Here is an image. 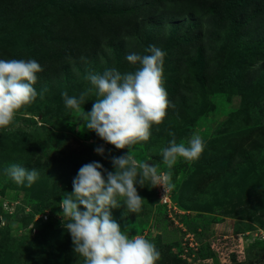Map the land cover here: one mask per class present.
I'll list each match as a JSON object with an SVG mask.
<instances>
[{
  "label": "rangeland",
  "instance_id": "rangeland-1",
  "mask_svg": "<svg viewBox=\"0 0 264 264\" xmlns=\"http://www.w3.org/2000/svg\"><path fill=\"white\" fill-rule=\"evenodd\" d=\"M128 3L135 2L0 0V58L35 59L43 68L34 85L38 93L43 90V98L38 95L23 106L15 116V126L0 129V264L83 262L73 252L71 236L58 215L61 194L72 191L73 177L82 165L98 161L104 169L114 171L111 158L129 149L116 148L84 125L81 113L91 110L94 100L65 113L63 99L57 101L58 91L63 75L72 78L82 65L95 61L88 49L93 47L92 53L104 50L109 28L117 30L120 24L118 30L127 34L129 26L122 24H138L151 17L163 24L159 32L168 33L167 20L156 17L162 10L157 1L141 0L136 9L126 8ZM178 28L171 31L170 39L163 37L159 47L166 53L163 84L174 107L167 108L162 122L152 126L148 140L132 146L138 161L158 159V167L172 174L177 182L172 205L177 212L161 208L152 187L137 185L138 194L145 199L141 211L129 213L121 205L111 209L112 216L121 226L127 225L130 235L155 243L160 252L157 264H223L211 244L222 251L236 249V233L246 231L250 232L246 257L238 261L233 253L230 264H264V240L255 237L257 230H264V59L246 62L245 57L237 58L235 64L227 65L229 82L224 83L211 74V68L197 71L210 63L197 50L183 54L195 47H183L176 40ZM182 32L189 42L199 41L198 49L206 43L199 28ZM52 35L61 38L59 52H65L58 61L45 64L31 43L36 44L38 36L44 43L52 39L57 44ZM122 42L126 54L132 52L135 38ZM145 48L140 46L138 51L145 54ZM250 66L255 73L247 71ZM85 77L80 75L81 91L88 86ZM35 111L39 114L33 115ZM20 115L31 116L30 122ZM169 132L178 143H187L198 133L205 142L204 150L197 159L178 158L169 168L160 155L173 138ZM97 147L105 149L103 155L95 151ZM13 163L35 168L39 178L31 186L16 184L4 171ZM7 201L18 202L14 214ZM25 208L37 213L50 210L58 217L40 223L27 217L31 211L26 213ZM192 234L196 240L191 239Z\"/></svg>",
  "mask_w": 264,
  "mask_h": 264
},
{
  "label": "clouds",
  "instance_id": "clouds-1",
  "mask_svg": "<svg viewBox=\"0 0 264 264\" xmlns=\"http://www.w3.org/2000/svg\"><path fill=\"white\" fill-rule=\"evenodd\" d=\"M144 52L126 54L128 62L138 65L134 71L121 72L111 67L88 72V86L78 96L61 92L65 107L72 110H79L89 100L86 98L94 95L91 110L81 113L84 125L116 148L129 149L111 158L114 171L104 169L98 161L82 165L73 177L72 191L61 194L58 203L62 211L58 215L71 236L73 252L83 258L82 264H157L160 258L152 240L130 235L127 225L121 226L111 212L121 205L129 213L141 211L145 199L138 194L137 185H162L165 192L173 187L170 174L161 171L156 163H147L148 159L138 161L132 154V146L148 140L152 126L162 122L167 108L174 107L163 84L165 51L149 45ZM41 71L42 65L35 59L0 58V129L15 126L17 112L38 95L43 98V90L38 93L34 87ZM169 135L173 138L160 152L169 168L178 158L197 159L204 150L205 142L198 133L187 143H178L172 132ZM95 151L103 155L105 149L97 147ZM4 171L18 185L31 186L39 178L35 168L17 163ZM261 231L264 232L259 229L255 234ZM249 233H236L237 237L243 235L245 249ZM261 236L255 235L264 240ZM233 253L236 252L230 254V262L221 263L230 264L233 258L242 261L246 257V251L244 257L236 253L237 257L232 258Z\"/></svg>",
  "mask_w": 264,
  "mask_h": 264
},
{
  "label": "trees",
  "instance_id": "trees-1",
  "mask_svg": "<svg viewBox=\"0 0 264 264\" xmlns=\"http://www.w3.org/2000/svg\"><path fill=\"white\" fill-rule=\"evenodd\" d=\"M140 1L141 0H134V4L128 3L129 5L125 7H132L133 9L139 8L141 6ZM152 1H157L156 5H159L162 9L157 11L156 17L165 18L167 20L165 24H168V33L159 32V30L162 29L163 24L153 20L151 17H147V20L142 19L138 22V24H122L124 27L129 26L127 34L122 30H118L121 28L120 24L118 25L117 30L115 28H109L105 37L106 45L104 46V50H101L100 52L96 50L93 53L91 52L93 47L92 49L87 50L89 55L96 57L95 61L90 64L85 63L82 65L72 78H70L68 74L63 75V83L58 91V102L63 99L61 96V92L63 91H67L70 96H77V92H80L82 89V86H80L82 82L80 75H86L88 72L103 71L105 68L111 67H116L121 72L134 71L136 65L131 64L125 59L128 49L125 48V46L121 48V45L124 44L122 41L131 36L135 38V43L131 49L132 52L140 53V51H138L140 46L148 47L149 45H156L157 47H160L161 39L163 37L170 39L171 37L169 35L171 31L179 27L177 32V34H179V38L177 37L176 40L179 43H184L185 45L183 47H195L183 54H187L188 52L192 54L195 50H197L200 54H205L204 60L210 64L207 67H203V64L197 71H201L203 73L204 70L211 68V74L215 78H221V81H226L224 83L229 82L226 74L227 65L230 63L235 64V60L237 58L242 60V57H245L244 61L246 62L253 58L255 59L256 57L264 59V0ZM167 1L169 2L168 6L165 5ZM94 11L97 13L96 10ZM174 23L180 24L176 26ZM185 28L187 30L199 28L200 36L206 41V43L204 45L203 43H200V46H203L198 49L197 45L199 44V41L189 42L186 38H184L182 30ZM60 31L61 30H59L58 33ZM155 32L157 34H155ZM51 37L58 40L56 41L57 44L55 41H52V39H49L46 43H44L38 36H36V44L31 43V49H34V52L38 51V57L40 59L42 58V61L45 64H52L53 62L58 61L65 52H59L61 38L54 37L53 35ZM36 38L33 37L31 40L34 42ZM169 46L173 47L175 45L170 44ZM85 58H87V56ZM239 64H242V62L237 63L236 65ZM251 69L252 66L248 67L247 71L255 73L254 70L251 71ZM224 83L220 84L223 85ZM95 98L96 97L94 95H90L86 98L89 99L86 101V104L91 103V101ZM69 110L70 109L65 107V113ZM32 113L33 115L39 114L37 111ZM19 117L25 118L26 122H30L31 120V116L24 117L20 115ZM34 123H36V121H34ZM43 123H45L44 120ZM36 124L39 126L38 123ZM155 163H158V159H153L149 162L150 165H154ZM159 169L161 171H165L167 174H170L171 183L173 184L172 193L173 191L175 192L177 182L174 181L172 174L162 166ZM152 191L155 194V186H152ZM153 201L157 202L156 198H154ZM175 201H178L177 198H175ZM160 207L163 208V206ZM41 212H43V210ZM35 214H37V211H33L31 209V212L27 214V217L33 220ZM42 222L50 223V220L41 221L40 223Z\"/></svg>",
  "mask_w": 264,
  "mask_h": 264
},
{
  "label": "built area",
  "instance_id": "built-area-1",
  "mask_svg": "<svg viewBox=\"0 0 264 264\" xmlns=\"http://www.w3.org/2000/svg\"><path fill=\"white\" fill-rule=\"evenodd\" d=\"M164 173H166V172H164ZM155 191H156L159 203L163 206H167V208H170L171 211H174L176 213L177 210L172 205V191H171V189H169L165 192V189L162 185H156ZM17 204H18L17 201H12V202L7 201V205L9 206L10 209H12L10 211L11 214L15 213ZM30 211H31L30 208L24 209V212H26V213H29ZM56 217H58L56 214H53L50 210H46L44 212H40V213L35 214L34 220L49 221L52 218H56ZM259 234L262 235L261 236L262 238H264V232L263 231L257 232L255 235H259ZM191 239L196 240V238L193 234H192ZM211 247H212V249H214L215 256L217 258H219L221 260V262H230V259H231L230 254L234 251L238 254L239 257H244L245 247H244V239H243L242 234L238 235V244H236L237 249H229L228 251H225V250L222 251L218 248H215L214 244H211Z\"/></svg>",
  "mask_w": 264,
  "mask_h": 264
}]
</instances>
